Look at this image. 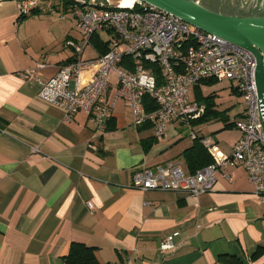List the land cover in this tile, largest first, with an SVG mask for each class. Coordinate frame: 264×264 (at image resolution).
Wrapping results in <instances>:
<instances>
[{
    "label": "crops",
    "instance_id": "1",
    "mask_svg": "<svg viewBox=\"0 0 264 264\" xmlns=\"http://www.w3.org/2000/svg\"><path fill=\"white\" fill-rule=\"evenodd\" d=\"M59 2L38 0L20 17L19 0H0V264H66L73 242L95 247L99 264H264V203L243 166L220 168L200 196L132 186L141 165L174 160L193 173L229 156L243 136L236 82L192 87L208 115L171 121L162 138L136 126L123 99L104 130L84 111L66 120L39 96L79 37ZM169 236L175 247L163 251Z\"/></svg>",
    "mask_w": 264,
    "mask_h": 264
},
{
    "label": "built area",
    "instance_id": "2",
    "mask_svg": "<svg viewBox=\"0 0 264 264\" xmlns=\"http://www.w3.org/2000/svg\"><path fill=\"white\" fill-rule=\"evenodd\" d=\"M38 0H19V16L32 13ZM72 12L80 33L67 45L73 57L46 80H40L39 96L60 107L66 120L79 111L104 130L118 99L133 110L136 126L149 125L156 138L167 133L171 121L190 124L206 112V106L188 98L190 88L205 80L236 82L245 111L235 126L243 133L232 153L195 173L178 161L135 169L132 186L145 190L185 191L200 196L213 189L222 167L243 166L264 203V123L259 111L254 54L216 34L142 0L132 6L107 8L75 0ZM101 31L112 33L109 49L96 57H84L85 48ZM155 67L160 69L157 74ZM117 74L116 80L112 79ZM35 76L34 71L25 74ZM154 102L153 109L146 97ZM191 136L196 137L192 131ZM92 207L91 204H89ZM175 247L173 236L163 251Z\"/></svg>",
    "mask_w": 264,
    "mask_h": 264
},
{
    "label": "water",
    "instance_id": "3",
    "mask_svg": "<svg viewBox=\"0 0 264 264\" xmlns=\"http://www.w3.org/2000/svg\"><path fill=\"white\" fill-rule=\"evenodd\" d=\"M172 13L198 28L250 50L256 58V85L264 123V0H142ZM113 8L134 0H87Z\"/></svg>",
    "mask_w": 264,
    "mask_h": 264
},
{
    "label": "trees",
    "instance_id": "4",
    "mask_svg": "<svg viewBox=\"0 0 264 264\" xmlns=\"http://www.w3.org/2000/svg\"><path fill=\"white\" fill-rule=\"evenodd\" d=\"M96 38V37H95ZM93 37V39L95 40ZM96 47L99 49V55L104 54L109 49V39H97L95 40ZM155 70L157 74L160 73V69L155 67ZM217 81L216 79H209L205 80L202 83H212ZM197 86V85H196ZM213 97H207V109L212 105V99ZM146 104L148 105L149 109H153L155 106L154 102L149 98V96L146 97ZM212 110V109H211ZM210 111V110H209ZM208 111L205 112L204 116L196 119L195 121H199L200 119H205L208 115ZM197 134L196 137L197 138ZM202 140L199 139V142ZM202 143V142H201ZM198 170H195L193 173H195ZM65 262L66 264H99V261L96 256V248L93 246H88L84 243L80 242H73L71 244L69 253L65 256Z\"/></svg>",
    "mask_w": 264,
    "mask_h": 264
},
{
    "label": "rangeland",
    "instance_id": "5",
    "mask_svg": "<svg viewBox=\"0 0 264 264\" xmlns=\"http://www.w3.org/2000/svg\"><path fill=\"white\" fill-rule=\"evenodd\" d=\"M53 1V0H51ZM56 2L60 1L59 3L62 5V8L68 4V8L71 10V12H69L70 15H72L74 17V13L72 12V6L75 3V0H55ZM63 12V11H62ZM101 36L104 38V40H108L110 38V36L113 35L112 33H108L106 31H101L100 32ZM80 35V33H79ZM95 53L94 51V47L92 46V44H89L86 48H85V52H84V57L89 58L91 57V55H93ZM117 74H113L112 79L116 80ZM188 98L193 101L194 100V91L192 88V91H190V93L188 94ZM198 119V118H197ZM195 120V119H194ZM188 129V131H190L189 127H186Z\"/></svg>",
    "mask_w": 264,
    "mask_h": 264
}]
</instances>
